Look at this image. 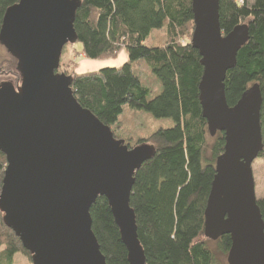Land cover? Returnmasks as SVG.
I'll return each instance as SVG.
<instances>
[{"label": "water", "instance_id": "obj_1", "mask_svg": "<svg viewBox=\"0 0 264 264\" xmlns=\"http://www.w3.org/2000/svg\"><path fill=\"white\" fill-rule=\"evenodd\" d=\"M81 0H19L4 15L0 44L17 60L21 85L0 87V152L7 166L0 212L33 264H107L90 210L107 199L129 264H147L130 205L135 175L155 153L130 149L74 96L73 78L57 73L66 45L78 40ZM192 45L202 57L199 84L211 136L226 145L205 212V237L230 235L228 264H264V219L252 165L264 150L258 84L228 104L227 72L248 41L246 26L223 35L219 0H192Z\"/></svg>", "mask_w": 264, "mask_h": 264}, {"label": "trees", "instance_id": "obj_2", "mask_svg": "<svg viewBox=\"0 0 264 264\" xmlns=\"http://www.w3.org/2000/svg\"><path fill=\"white\" fill-rule=\"evenodd\" d=\"M18 2L0 0V32L7 9ZM81 2L74 29L87 59H110L123 49L136 54L119 68L74 75L60 70L57 73L73 78L75 98L110 127L117 139L124 140L130 149L142 145L154 148L153 157L135 175L130 200L146 263L221 264L205 237V212L226 136L221 131L211 136L203 116L199 84L204 67L199 51L192 45V0ZM219 13L223 35L238 26L248 29V41L226 75V97L233 107L246 90L259 85L264 145V0H219ZM162 30L163 44L147 43ZM140 61H145L161 83V92L154 97L135 70ZM17 74L14 86L22 83L21 74ZM126 106L157 119H172L174 125L159 129L148 138L134 139L133 144L115 132ZM263 156L264 150L259 158ZM6 166V157L0 152V191ZM257 204L264 219V197ZM90 214L107 264H129L127 248L107 199L98 198ZM3 217L0 212V264H13L18 254L32 261V255ZM231 246L230 235L217 240V251L226 257Z\"/></svg>", "mask_w": 264, "mask_h": 264}, {"label": "rangeland", "instance_id": "obj_3", "mask_svg": "<svg viewBox=\"0 0 264 264\" xmlns=\"http://www.w3.org/2000/svg\"><path fill=\"white\" fill-rule=\"evenodd\" d=\"M165 30L154 33L149 39L150 45L163 44L165 42ZM190 38V36H188ZM146 43V44H147ZM148 44V45H149ZM136 55L128 49H123L115 57L104 60L87 59L83 53V44L79 41L70 43L65 46L60 61L58 71L66 72L70 75L85 74L96 72L105 68H119L129 62ZM0 83L16 84L18 82V63L17 60L0 44ZM10 68L12 71H10ZM135 70L141 81L151 91V97L161 92V83L146 65L145 61L136 63ZM172 119H157L150 113L140 110H134L130 107H124L120 115V123L115 127V132L119 137L130 140L135 144L134 139L148 138L153 133L162 128L173 126ZM132 138V139H131ZM253 175L255 180V189L257 199L264 197V156L257 158L253 165ZM1 192V191H0ZM209 246L214 251L217 259L221 264H228L227 257L217 251V241L209 240ZM2 248H0V252ZM13 264H33L32 261L22 254L14 258Z\"/></svg>", "mask_w": 264, "mask_h": 264}, {"label": "built area", "instance_id": "obj_4", "mask_svg": "<svg viewBox=\"0 0 264 264\" xmlns=\"http://www.w3.org/2000/svg\"><path fill=\"white\" fill-rule=\"evenodd\" d=\"M240 3L243 2V0H238Z\"/></svg>", "mask_w": 264, "mask_h": 264}, {"label": "flooded vegetation", "instance_id": "obj_5", "mask_svg": "<svg viewBox=\"0 0 264 264\" xmlns=\"http://www.w3.org/2000/svg\"><path fill=\"white\" fill-rule=\"evenodd\" d=\"M14 87L18 88L19 86H14Z\"/></svg>", "mask_w": 264, "mask_h": 264}]
</instances>
